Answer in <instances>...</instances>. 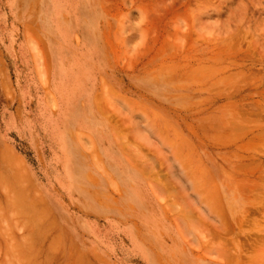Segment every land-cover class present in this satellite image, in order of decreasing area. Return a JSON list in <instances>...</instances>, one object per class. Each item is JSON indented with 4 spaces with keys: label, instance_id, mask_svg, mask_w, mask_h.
Masks as SVG:
<instances>
[{
    "label": "rangeland",
    "instance_id": "obj_1",
    "mask_svg": "<svg viewBox=\"0 0 264 264\" xmlns=\"http://www.w3.org/2000/svg\"><path fill=\"white\" fill-rule=\"evenodd\" d=\"M263 92L264 0H0V264H264Z\"/></svg>",
    "mask_w": 264,
    "mask_h": 264
},
{
    "label": "bare ground",
    "instance_id": "obj_2",
    "mask_svg": "<svg viewBox=\"0 0 264 264\" xmlns=\"http://www.w3.org/2000/svg\"><path fill=\"white\" fill-rule=\"evenodd\" d=\"M263 93H264V92H263ZM112 100H113V99H112ZM259 103H260V102H259ZM263 105H264V104H263ZM259 107H260V106H259ZM259 110H260V109H259ZM257 111H258V110H257ZM260 111H262V110H260ZM255 112H256V111H255ZM262 112H263V111H262ZM258 115H259V114H258ZM244 122H245V121H244ZM233 124H234V123H233ZM236 124H237V123H236ZM239 124H240V123H239ZM240 125H241V124H240ZM234 126H235V125H234ZM235 127H237V126H235ZM240 127H243V125H241ZM261 128H262V127H261ZM261 128H260V129H261ZM219 129H220V127H219ZM234 129H235V128H234ZM246 129H247V128H246ZM257 129H258V128H257ZM235 130L238 132L239 129H235ZM235 130H234V131H235ZM243 130H244V128L241 129V131H243ZM252 130H254V129H252ZM246 131H247V130H246ZM246 131H245V132H246ZM239 132H240V131H239ZM239 132H238V133H239ZM263 132H264V129H263ZM252 133H253V132H252ZM261 133H262V132H261ZM243 135H244V134H242V137L244 138ZM234 136H235V135H234ZM236 136H237V135H236ZM245 136H246V135H245ZM258 136H260V135L258 134ZM258 136L256 135V136H254V137H258ZM262 136H263V135H262ZM246 137H247V136H246ZM260 137H261V136H260ZM260 137H259V139H260ZM261 139H263V138L261 137ZM242 140H243V139H242ZM172 142H173V141H172ZM262 142H264V140H262ZM247 144H249V143H247ZM250 144H251V143H250ZM259 144H261V143H259ZM262 144H264V143H262ZM252 145H253V144H252ZM173 146H174V145H173ZM241 146H242V145H241ZM249 146H251V145H249ZM249 146H248V147H249ZM260 146H261V145H260ZM263 146H264V145H263ZM263 146H262V147H263ZM244 147H246V146H244ZM244 147H242V148H244ZM252 147H253V146H252ZM238 148H239V147H238ZM240 148H241V147H240ZM242 148H241V149H242ZM248 149L250 150V147L247 148V149L245 148V150H243V151H246V150H248ZM253 149H254V148H253ZM253 149H251L250 151H253ZM239 151H240V150H239ZM258 152H259V150H258ZM261 152H263V151H261ZM261 154H262V153H261ZM239 155H240V154H239ZM239 155H238V156H239ZM242 155H243V154H242ZM236 156H237V155H236ZM240 156H241V155H240ZM245 156H246V155H245ZM250 157H251V156H250ZM239 158H240V157H239ZM252 158H253V157H252ZM240 159H241V158H240ZM243 159H244V157H243ZM243 159H242V160H243ZM247 159H251V158H246L245 160H247ZM253 164H255V163H253ZM253 164H251V165H253ZM256 164H257V163H256ZM259 164H260V162H259ZM244 165H246V164H244ZM241 166H242V165H241ZM241 166H240V168H241ZM146 167H147V166H146ZM253 167H254V166H253ZM258 167H259V166H258V164H257V168H256V169H258ZM238 168H239V166H238ZM243 168L246 169V167H243ZM247 168H249L248 165H247ZM251 168H252V166H251ZM152 169H153V168H152ZM254 169H255V168H254ZM240 170L242 171V170H244V169H240ZM146 171H147V169H146ZM146 171H145V172H146ZM250 171H251V170H250ZM252 171H254V170H252ZM255 171H256V170H255ZM250 173H251V174H252V173L255 174L254 172H250ZM263 173H264V172H263ZM244 174H245V173H244ZM246 174H247V173H246ZM253 174H252V176H253ZM194 175H195V174H194ZM210 175H211V174H210ZM240 175L245 176V175H243V174H240ZM261 177L264 178V174H263ZM192 178H193V177H192ZM194 178H195V177H194ZM212 178H213V177H212ZM175 179H176V178H175ZM194 180H195V179H194ZM244 180H245V179H244ZM244 180H242L241 184H245V183L243 182ZM246 180H247V179H246ZM195 181H196V183H197V180H195ZM249 181H250V180L248 179V182H249ZM253 181H255V180H253ZM259 181H260V180H259ZM259 181H258V182L255 181L257 184H256V183H253L255 186H252V188H251V185H250V191H249L250 194H249V193H245L246 195L243 196V197H242L241 194H240V195L238 194V197H235V198H236V200H235L236 202H235V203H238V202H239V203H243V200H245V199H250V198L252 197V194H254V195L256 194V196H254V197L260 199V200H259V199L256 200V201H260L259 204H256V205H257L256 210H257V211H260V214H262V215L264 216V184L259 185V184H260ZM212 182H213V180H212ZM239 182H240V181H239ZM250 182H251V181H250ZM262 182H263V180H262ZM251 183H252V182H251ZM197 184H198V183H197ZM211 184H212V183H211ZM216 184H217V183H216ZM238 184H239V183L237 182V185H238ZM241 184H240V185H241ZM168 186H169V185H168ZM228 186H230V185H228ZM238 186H239V185H238ZM242 186H243V185H242ZM242 186H240V187H242ZM246 186H247V185H246ZM246 186H245V187H246ZM196 187H197V186H196ZM240 187H239V189H240ZM247 188L249 189V185H248ZM245 189H246V188H245ZM246 190H247V189H246ZM157 191H158V190H157ZM197 191H198V190H197ZM213 191H214V190H213ZM166 192H167V191H166ZM225 192H230V193H231V188L225 186V188H224L222 194H221L220 197H219L220 199L225 200V199H224V197H225V196H224V193H225ZM218 193H221V192H218ZM210 194H211V193H210ZM217 195H218V194H217ZM165 196H166V195H165ZM197 196H198V194H197ZM215 196H216V195L214 194V195H213V197H214L213 200L216 199ZM218 196H219V195H218ZM223 196H224V197H223ZM199 197H200V196H199ZM216 197H217V196H216ZM209 198H210V197H209ZM217 198H218V197H217ZM240 198H241V199H240ZM211 199H212V198H211ZM211 199H210V200H211ZM251 199H252V198H251ZM206 200H207V199H206ZM216 200H218V199H216ZM218 201H219V200H218ZM247 201H248V200H247ZM206 202H208V201H206ZM209 202H210V201H209ZM212 202H213V201H212ZM212 202H210V204H211L210 208H212V209L209 210V211H212L214 214H216L214 211H215L217 208H215V207L212 205V204L214 203V202H213V203H212ZM223 202H224V201H222V205H223ZM239 203H238V204H239ZM207 204H208V203H207ZM208 205H209V204H208ZM236 206H237V205H236ZM207 207H209V206H207ZM216 207H217V206H216ZM233 207H234V206H233ZM213 208H214L215 210H213ZM262 208H263V209H262ZM208 209H209V208H208ZM222 209H223V208H222ZM222 209H221V210H222ZM217 211H219V210H217ZM222 211L225 212V210H222ZM227 211H228V210H227ZM243 211H245V212H242V214L239 213V214H240V219H241V220L243 219V220L246 221V220H248L249 218H251V217H248V216H250V214H252V213H251V209H245V210H243ZM212 212H211V215H212ZM221 214H222V213H221ZM223 214H224V213H223ZM254 214H255V213H254ZM211 215H210V217H209V218H210V222H211V218H212ZM216 215H217V214H216ZM216 215H214V216H216ZM227 215H228V214H227ZM227 215H226V216H227ZM207 216H208V215H207ZM218 216H219V215H218ZM218 216H217V217H218ZM224 216H225V215H224ZM226 216H225V218H227ZM201 217H203V216H201ZM220 217H221V216H220ZM220 217H219V218H220ZM219 218H218V219H219ZM221 218H222V217H221ZM223 218H224V217H223ZM215 219H216V217H215ZM218 219L215 221V222H217V224L219 223L218 221H221L220 219H219V220H218ZM263 219H264V218H263ZM212 220H213V219H212ZM249 220H250V219H249ZM249 220H248V221H249ZM239 221H240V220H239V217H238V218H237V223H238ZM248 221H247V222H248ZM255 221H256V220H255ZM255 221H254V222H255ZM212 222H213V221H212ZM258 222H259V220H258ZM243 223H244V222H243ZM260 223H261V222H260ZM211 224L213 225L214 223H211ZM221 224H222V221H221ZM221 224H220V225H221ZM256 224H257V223H256ZM258 224H259V223H258ZM262 224H263V223H262ZM221 226H222V225H221ZM259 226L262 227V225H259ZM213 227H214V226H213ZM221 228H222V227H221ZM239 228H240V227H239ZM258 228H259V227H258ZM263 228H264V227H262V230H264ZM211 229H212V228H211ZM215 229H217V228H215ZM219 229H220V228H219ZM220 230H221V229H220ZM220 230H219V232H221ZM239 230H240V229H239ZM260 230H261V228L259 229V231H260ZM197 231H198V230H197ZM201 231H202V230H201ZM216 231H217V230H216ZM257 231H258V230H257ZM233 232H234V231H233ZM241 232H242V231H241ZM203 234H204V233H203ZM219 234H220V233H219ZM232 234H233V233H232ZM211 235H212V234H211ZM221 235H222V234H221ZM223 235H224V234H223ZM194 236H195V235H194ZM201 236H202V235H201ZM207 236H208V235H207ZM203 238H204V237H203ZM261 239H262V238H261ZM261 239H260V240H261ZM262 242H264V240H263ZM206 245H207V244H206ZM247 245H248V244H247ZM212 247L214 248V246H212ZM217 247H218V246H217ZM219 247H220V246H219ZM238 247H239L241 250H244V247H243V246L240 245V246H238ZM252 247H253V246H252ZM254 248H256V250H257L258 253L261 252L260 254L262 255V251H264V250H263V249H264V243L261 244L260 246H257V245H256V247L254 246ZM210 249H211V248H210ZM214 249H215V248H214ZM237 249H238V248H237ZM199 250H200V249H199ZM256 250H255V251H256ZM208 251H209V249H208ZM244 251H245V250H244ZM252 251H253V250H252ZM255 251H254V252H255ZM257 252H255V253H257ZM218 253H219V252H218ZM255 253H254V255H256ZM207 254H209V253L207 252ZM220 254H221V253H220ZM209 255H210V254H209ZM214 255H215V254H214ZM251 255H253V254H251ZM254 255H253V256H254ZM227 256H228V254H227ZM211 257H212V256H211ZM224 257H225V256H224ZM258 257H259V256L256 255V259H258ZM262 257H263V256H262ZM221 258H222V257H221ZM251 258H253V257H251ZM260 258H261V257H260ZM225 259H226V258H225ZM261 260H262V259H261ZM261 260H259V261H261ZM246 261H247V260H246ZM253 261H254V260H253ZM257 261H258V260H257ZM226 262H227V261H226ZM263 262H264V261H263ZM259 263H260V262H259ZM250 264H251V263H250ZM252 264H253V263H252ZM257 264H258V263H257Z\"/></svg>",
    "mask_w": 264,
    "mask_h": 264
},
{
    "label": "crops",
    "instance_id": "obj_3",
    "mask_svg": "<svg viewBox=\"0 0 264 264\" xmlns=\"http://www.w3.org/2000/svg\"><path fill=\"white\" fill-rule=\"evenodd\" d=\"M13 157H15L16 158V156H14V154H13ZM17 159V158H16ZM19 160V159H18Z\"/></svg>",
    "mask_w": 264,
    "mask_h": 264
}]
</instances>
